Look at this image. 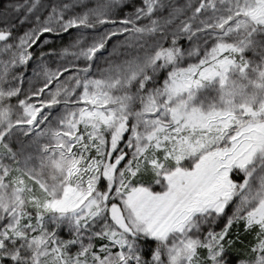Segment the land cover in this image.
Wrapping results in <instances>:
<instances>
[{"label": "snow or ice", "instance_id": "6c2138e0", "mask_svg": "<svg viewBox=\"0 0 264 264\" xmlns=\"http://www.w3.org/2000/svg\"><path fill=\"white\" fill-rule=\"evenodd\" d=\"M4 5L0 264H264V0Z\"/></svg>", "mask_w": 264, "mask_h": 264}, {"label": "trees", "instance_id": "16d2710c", "mask_svg": "<svg viewBox=\"0 0 264 264\" xmlns=\"http://www.w3.org/2000/svg\"><path fill=\"white\" fill-rule=\"evenodd\" d=\"M9 0H5V7L7 6ZM24 0H11V3H23ZM44 3H48L50 2V0H43ZM136 3L139 2V0H135ZM132 11V5L128 4L127 6H120L117 10H116V14L118 17H123L125 13L131 12ZM46 15V12L44 13ZM13 15H15V13L13 12ZM22 15V14H21ZM29 27L28 24L23 25L22 27H20L16 34H21L23 33V31ZM102 31V29H101ZM75 36V30L72 31L71 35H65L63 38H53L52 40V44L51 47L53 48H60L61 46L67 45L72 38ZM115 39V41H114ZM118 42V39L116 41V38H113L108 46L110 44H112L113 46L116 45ZM185 46H187L185 44ZM47 50V49H45ZM122 52L125 51V49H120ZM105 53V54H104ZM103 53V56L97 61V63L101 62L105 64V59L106 57H108V53H106V51ZM118 57H115V59ZM113 59V57H112ZM56 58H52V60L50 61V67L55 68L56 67V62H55ZM35 68V62H32L27 68H25L24 71L22 70H18V72H23L24 73V78H23V83L21 84V87L23 89L30 88V87H38L40 85V81L33 75V69ZM103 186V185H102ZM238 228L237 231H239V237H240V241L237 243L236 247L231 251V256L234 258V261H238L240 259L245 258L246 255V251L247 248L246 246L252 242V236L253 234H247L244 232V228L242 226V224H237ZM233 230V227L231 229V232Z\"/></svg>", "mask_w": 264, "mask_h": 264}, {"label": "rangeland", "instance_id": "374dc122", "mask_svg": "<svg viewBox=\"0 0 264 264\" xmlns=\"http://www.w3.org/2000/svg\"><path fill=\"white\" fill-rule=\"evenodd\" d=\"M117 39L118 40H120V39H123L122 37H119V38H116V41H117ZM114 41H115V39H114ZM112 48H113V45L112 44H110L109 46H108V48H107V51H106V53H108L109 54V52H111L112 51ZM121 51V50H120ZM122 52V51H121ZM105 54V53H104ZM249 56H251V53H249L248 54ZM119 58H123V57H119ZM113 59H115V56L113 57ZM116 59H118V58H116ZM98 65H100L101 67H103L105 64L104 63H101V62H99V63H97ZM19 71L20 70H22V71H24L25 70V68H21V69H18ZM161 79H163V75H161ZM24 90V94H27V92H28V90H29V88H25V89H23ZM21 98H23V96H21ZM13 103H15V99L13 100ZM102 186V185H101ZM234 207H235V205H231V206H229L227 209H226V215L224 216V217H222L220 220H219V222L216 224V230L217 231H219L223 226H224V224H225V222H226V220H227V217L228 216H230V215H232V213H233V210H234ZM238 224H242V223H238ZM242 226H243V224H242ZM237 228H238V226H237V224H235V225H233V230H232V237H235L237 234H239V231H237ZM60 235H61V237L62 238H68L67 237V232L66 231H61L60 232ZM252 241H253V236H252V239H251ZM97 243H99V242H97ZM73 251H75V249H73ZM233 261H234V258H233ZM235 262L236 261H234V264H235Z\"/></svg>", "mask_w": 264, "mask_h": 264}]
</instances>
